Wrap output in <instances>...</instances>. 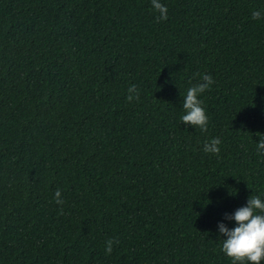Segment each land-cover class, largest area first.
<instances>
[{"label":"trees","instance_id":"trees-1","mask_svg":"<svg viewBox=\"0 0 264 264\" xmlns=\"http://www.w3.org/2000/svg\"><path fill=\"white\" fill-rule=\"evenodd\" d=\"M160 2L0 0V264H231L218 224L264 200V0Z\"/></svg>","mask_w":264,"mask_h":264},{"label":"clouds","instance_id":"clouds-1","mask_svg":"<svg viewBox=\"0 0 264 264\" xmlns=\"http://www.w3.org/2000/svg\"><path fill=\"white\" fill-rule=\"evenodd\" d=\"M151 6L159 13L157 22L167 20L168 9L160 0H151ZM261 16L259 10L252 12L253 19H259ZM194 76L199 79L197 83L190 84L182 98L184 114L180 121L206 132L209 118L199 97L206 90H210L214 80L209 74L196 73ZM125 99L129 103L139 99V89L136 85L128 87ZM255 135L259 137V142L256 143L257 151L264 155V134L257 132ZM220 144L218 137L211 138L204 143L203 151L219 155ZM54 202L57 205L64 204L59 189L54 193ZM225 219L234 221L235 226L228 228L224 223L218 224V232L224 237L220 239V251L230 259L231 264H261V261H264V200L260 196L250 195L245 206L237 208L231 215L225 214ZM117 243L118 240L112 238L106 240L105 254L110 255L113 245Z\"/></svg>","mask_w":264,"mask_h":264}]
</instances>
